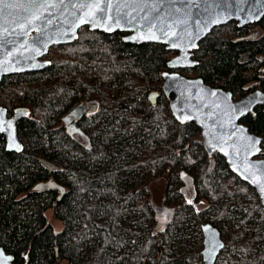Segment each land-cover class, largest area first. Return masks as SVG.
I'll return each mask as SVG.
<instances>
[{
  "label": "trees",
  "instance_id": "obj_1",
  "mask_svg": "<svg viewBox=\"0 0 264 264\" xmlns=\"http://www.w3.org/2000/svg\"><path fill=\"white\" fill-rule=\"evenodd\" d=\"M256 27L262 33L250 36ZM125 34L82 27L76 41L50 49L49 67L0 82L9 116L19 107L31 113L17 123L21 152L8 150L0 133V246L17 264H204L202 225L211 223L225 241L217 264H264L258 193L221 154L206 153L194 121L180 123L170 110L162 73L177 51L126 43ZM194 53L199 65L178 72L235 98L264 93V17L215 27ZM153 91L160 92L155 103ZM80 99L100 103L81 119L86 145L62 121ZM241 122L263 138L264 158V105ZM161 174L165 202L177 207L167 226L158 223L147 186ZM45 183V192L35 189Z\"/></svg>",
  "mask_w": 264,
  "mask_h": 264
},
{
  "label": "water",
  "instance_id": "obj_2",
  "mask_svg": "<svg viewBox=\"0 0 264 264\" xmlns=\"http://www.w3.org/2000/svg\"><path fill=\"white\" fill-rule=\"evenodd\" d=\"M7 3L18 6L6 8L0 16V82L8 75L49 67L51 61L43 58L50 48L76 41L79 30L85 26L105 33L125 32L126 43L163 44L168 50L177 51L167 62L170 70L162 73V89L170 100L174 118L180 123L194 121L202 129L206 153L221 154L231 171L251 185L264 204L261 191L264 158L260 157L263 138L241 122L264 103V93L256 90L234 100L232 92L212 87L202 77L177 71L199 65L194 51L215 27L231 21H236L239 27L258 23L264 17V0H7ZM34 14L40 19L25 24ZM22 24L24 28L20 27ZM159 94L158 91L150 94L153 103ZM30 114L28 108L19 107L9 116L8 109L0 105V133L6 137L8 150H23L17 123ZM69 117L71 114L64 118L66 125ZM255 180L259 183H254ZM49 184L36 185L35 189L42 190ZM176 212V206L166 203L157 206L158 223L169 225ZM202 231L203 262L217 264L225 248L222 234L211 223H204ZM0 252L11 257L8 264H16L14 256L1 246Z\"/></svg>",
  "mask_w": 264,
  "mask_h": 264
},
{
  "label": "flooded vegetation",
  "instance_id": "obj_3",
  "mask_svg": "<svg viewBox=\"0 0 264 264\" xmlns=\"http://www.w3.org/2000/svg\"><path fill=\"white\" fill-rule=\"evenodd\" d=\"M257 28V27H256ZM258 28H260L261 30H262V28L261 27H258ZM252 30V29H251ZM253 34H251V31H250V36H252ZM55 46H61V45H55ZM54 47V46H53ZM52 48V47H51ZM50 48V49H51ZM49 53H50V50H49ZM48 53V54H49ZM46 55L43 59H45V60H49V61H51L50 59H49V55ZM46 69V68H45ZM162 82H163V80H162ZM252 86V85H251ZM220 88V87H219ZM256 90H259V89H254V90H251L249 93H251V92H254V91H256ZM159 92V91H158ZM160 93V92H159ZM248 93V94H249ZM247 95V94H246ZM246 95H244V96H246ZM244 96H242V97H244ZM159 97V96H158ZM158 97H157V99H158ZM242 97H240V98H242ZM233 98H234V100H238V99H240V98H235L234 97V95H233ZM261 105H264V103L263 104H260V105H258L257 107H259V106H261ZM256 107V108H257ZM255 108V109H256ZM100 109V103L98 102V100H96V99H92V100H87V99H84V100H82V99H80V100H78V101H75L72 105H70V107H69V109H68V111L66 112L67 114L66 115H70L71 114V117H69L68 119V124L66 125L65 124V120H64V118H65V116L62 118V121H63V125H64V127H65V129H66V131L68 132V133H70V135H72V138H74V139H77V137H76V135L74 134V133H77V132H79L81 129H80V126H81V119H82V117L84 116V115H88L89 113H96V112H98V110ZM51 188H53V189H55V190H57V191H60L61 192V190H62V193H60L59 194V198H61L62 197V195H63V192H64V190L59 186V185H57V183H55V182H52L51 184ZM49 188V186L47 185L44 189H42V190H39L38 189V191H40V192H45V190H47ZM164 203H166V202H164ZM163 205V204H162ZM161 205V206H162ZM28 257V254L26 255V258ZM28 259V258H27ZM15 263V262H14ZM17 264V263H16ZM22 264V263H21Z\"/></svg>",
  "mask_w": 264,
  "mask_h": 264
},
{
  "label": "rangeland",
  "instance_id": "obj_4",
  "mask_svg": "<svg viewBox=\"0 0 264 264\" xmlns=\"http://www.w3.org/2000/svg\"><path fill=\"white\" fill-rule=\"evenodd\" d=\"M261 31L262 30L260 28H258V27L257 28H252L251 34H253L254 36H258V35H260L262 33ZM191 77H195V76L192 75ZM75 135L78 137V139L80 141H83L82 143H84L85 145L87 144V142L82 138V136L79 134V132L75 133ZM126 136L129 137L130 134H127ZM136 146H137V144H136ZM112 159H113V156H112ZM104 162L105 161L99 159L97 161V163H96L97 167H100L101 165H103ZM89 164H92V163H89ZM104 165H108V164L105 163ZM147 186L150 189L151 198L153 197L154 206H161L165 202L164 198H165V191H166V187H167V178H166V176L164 174L159 175L157 178L152 179L151 181H149L147 183ZM168 205H170V204H168ZM201 206L202 205H200V207ZM48 221L51 222L57 230H61L62 223L60 221H58L54 217L53 214H51V213L48 214Z\"/></svg>",
  "mask_w": 264,
  "mask_h": 264
},
{
  "label": "snow or ice",
  "instance_id": "obj_5",
  "mask_svg": "<svg viewBox=\"0 0 264 264\" xmlns=\"http://www.w3.org/2000/svg\"><path fill=\"white\" fill-rule=\"evenodd\" d=\"M34 2V0H33ZM18 5L16 4H9L7 3V0H0V16L4 15L5 9L6 8H11V7H17ZM43 5H37V7H42ZM54 6V5H52ZM81 7H84V5H81ZM89 7H91V5H89ZM98 7V5H97ZM100 11H104V9H100ZM40 16L34 14L33 17L30 20H27L25 22V24H29L32 23L34 20H39ZM87 22V21H85ZM21 28H24L25 25H21ZM17 148L19 147L18 145L16 146ZM254 183H259V180H255L253 181ZM261 191L264 192V186L261 187ZM207 230V229H206ZM220 247H223V245H220ZM11 259V257L5 256L2 252H0V264H8V261Z\"/></svg>",
  "mask_w": 264,
  "mask_h": 264
}]
</instances>
